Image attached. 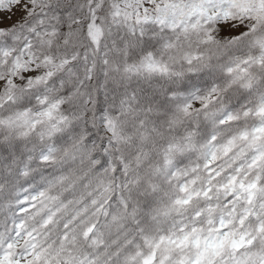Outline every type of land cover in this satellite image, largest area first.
<instances>
[{"label": "snow or ice", "instance_id": "obj_1", "mask_svg": "<svg viewBox=\"0 0 264 264\" xmlns=\"http://www.w3.org/2000/svg\"><path fill=\"white\" fill-rule=\"evenodd\" d=\"M0 264H264V0H0Z\"/></svg>", "mask_w": 264, "mask_h": 264}]
</instances>
